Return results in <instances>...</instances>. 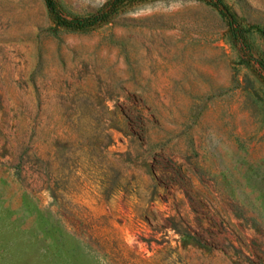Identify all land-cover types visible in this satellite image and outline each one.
<instances>
[{
  "label": "rangeland",
  "instance_id": "rangeland-1",
  "mask_svg": "<svg viewBox=\"0 0 264 264\" xmlns=\"http://www.w3.org/2000/svg\"><path fill=\"white\" fill-rule=\"evenodd\" d=\"M224 1L241 39L207 0H0V264H264V0Z\"/></svg>",
  "mask_w": 264,
  "mask_h": 264
},
{
  "label": "trees",
  "instance_id": "trees-1",
  "mask_svg": "<svg viewBox=\"0 0 264 264\" xmlns=\"http://www.w3.org/2000/svg\"><path fill=\"white\" fill-rule=\"evenodd\" d=\"M48 6L50 17L54 22L55 28L68 30H84L92 25L104 23L109 20L115 10V4L118 0H106L95 10L87 13L67 12L58 0H45ZM216 6L220 12L227 18L230 25L231 34L234 39H241L245 36L244 27L237 22L236 16L230 10V7L224 0H207ZM243 44V43H242Z\"/></svg>",
  "mask_w": 264,
  "mask_h": 264
}]
</instances>
